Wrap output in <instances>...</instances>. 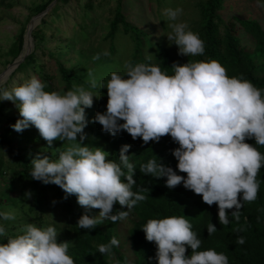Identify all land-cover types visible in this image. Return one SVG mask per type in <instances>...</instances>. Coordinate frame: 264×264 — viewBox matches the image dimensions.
I'll return each instance as SVG.
<instances>
[{
  "label": "clouds",
  "instance_id": "1",
  "mask_svg": "<svg viewBox=\"0 0 264 264\" xmlns=\"http://www.w3.org/2000/svg\"><path fill=\"white\" fill-rule=\"evenodd\" d=\"M255 4L264 9V0H255ZM165 15L171 29L167 40L177 46L178 54L203 55V40L179 20L183 8L165 9ZM101 55L109 53H97L93 59ZM172 68L169 75L151 62L128 63L123 75L112 71L107 81L88 70L89 88H106L107 95L106 111L97 112L93 122L111 135L123 130L144 144L170 136L179 145L172 151L176 169L186 176L155 156L142 163L139 171L165 177L169 189L182 184L209 206L215 203L219 223L227 225L226 210L235 209L230 215L238 219L243 202L254 201L260 188L257 177L264 167V153L245 141L254 139L255 145L264 146V89L242 77H229L216 60L173 64ZM3 83L0 80V100L13 102L21 117L11 125L13 130L34 126L49 146L55 140L67 143L63 150H55V158L34 157L30 176L74 194L85 209L100 210L96 216L82 214L78 228L94 229L105 219L113 223L124 220L128 210L145 199L142 188L133 191L135 167L125 155L130 145L121 146L118 160L107 159L109 154L101 148L82 146L86 138L83 129L88 123L85 109L92 107L96 96L92 91L73 85L63 94L49 92L35 76L11 89L4 88ZM30 195L26 192L25 198ZM114 204L128 210L113 214ZM15 218L12 212L0 211V221ZM206 229L209 235L217 231L211 222ZM142 230L145 239L156 245L157 264H229L224 253L198 250L201 240L184 216L149 219ZM57 234L53 226L25 225L19 234L0 243V264H74L67 254L69 243H58ZM5 236L6 227L0 223V238ZM118 243L112 237L108 244L98 245V251L111 255V248ZM236 243L243 245L245 240L241 236ZM188 248L192 250L190 255H186Z\"/></svg>",
  "mask_w": 264,
  "mask_h": 264
},
{
  "label": "trees",
  "instance_id": "2",
  "mask_svg": "<svg viewBox=\"0 0 264 264\" xmlns=\"http://www.w3.org/2000/svg\"><path fill=\"white\" fill-rule=\"evenodd\" d=\"M60 1L66 2L67 0ZM100 1L106 2L107 0ZM125 1L117 0L113 20L101 44L102 48L97 50V53H102L103 48L107 47L109 55H101L91 66L87 60L78 59L74 65L67 68L60 61L54 60L57 76H41L39 80L46 84L45 90L49 92L57 91L63 94L73 85H83L96 95L93 97L92 107L85 109L88 123L83 129L86 138L82 146L101 148L109 154L107 159L118 160L121 146L130 145L125 155L130 156L129 160L135 167L133 179L136 183L133 191L142 188L145 199L137 202L131 210H128L126 206L114 204L113 214L118 210H128V216L124 220L127 219L132 224L128 231V242L133 260L130 261L118 245L111 248V255L101 254L98 251V245L108 244L112 237L118 238L117 229L122 222L124 223V220L113 223L105 219L94 229L78 228L77 221L82 214L96 216L100 210L85 209L77 203L74 194H66L55 184H43L31 178L30 162L34 157L39 155L55 158V155L58 156L56 149L63 150L68 146L60 140L53 141L49 146L40 134L28 133L29 137L27 136L24 140L26 146L23 147L16 145L15 140L7 133L0 134V211L12 212L15 216L21 215L14 221H0L5 225L6 230L12 227L9 235L6 234L5 237L0 238V243L6 242L8 237L19 234L21 229L29 223L38 227H47L50 225L48 223L50 219H56L60 222L59 226L56 223L53 226L58 233L57 242L69 243L67 254L73 259L74 264H157L156 245L145 239L143 225L149 219L184 216L201 240L198 250L213 249L217 253H224L228 257L229 264H264V167L261 168L257 177L260 181L257 198L250 203L243 202L238 219L230 215L235 209L226 210L229 214V223L221 225L218 221V207L215 203L209 206L202 201L200 195L185 189L182 184L169 189L165 186V177L155 178L139 171L142 163L156 157L177 174L186 176V173H181L176 169L177 160L172 155V151L179 145L168 135L161 137L158 142L149 141L144 144L139 137L133 140L123 130L116 135L102 131V126L98 122H93V117L97 112L103 114L106 111V88L91 89L86 83L88 70H92L100 80L107 81L112 71L123 75L125 64L128 63L135 65L151 62L158 65L163 72L172 75L173 64L183 65L193 61L216 60L226 69L229 77H242L257 88L264 89V28L256 19L234 16V21L252 44L253 49L248 50L243 38L236 33L234 25L227 24L220 14V11L225 9V0L199 1L196 3L198 19L193 21L188 29L198 34L203 40L204 54L175 58L163 41V36L154 41L149 32L128 20L125 14ZM150 1L156 5L155 17L161 30L164 33L167 32V27L162 23V13L159 11L166 6L167 1ZM52 2L54 0H48L47 3L37 6L35 15L45 12ZM33 34L36 39L37 34ZM25 35L26 28H23L10 49L9 55L12 57V63L20 59L23 53ZM80 38L87 40L88 34L82 31ZM122 43H125L123 49L119 48V44L122 45ZM125 49L130 51L128 57L123 58L122 53ZM34 54L35 51L18 66L17 74L25 75L29 69L36 73L43 70V66L37 64L38 59ZM17 119L20 118L11 119L6 116L4 106L0 102V129L5 126L10 129V132L13 131L11 125ZM119 122L123 123V121ZM28 128L38 132L34 126ZM77 140L79 141V134ZM245 142L264 153V146L255 145L254 139H246ZM121 179L123 180V177ZM26 192L31 193L30 197L25 198ZM13 194L17 195L12 200L9 197ZM197 207H202V209L199 210ZM58 208L62 210V214H56ZM210 222L217 228V231L211 235L206 229ZM241 236L245 240L243 245L236 243L237 238ZM191 251L188 248L186 255H190Z\"/></svg>",
  "mask_w": 264,
  "mask_h": 264
},
{
  "label": "rangeland",
  "instance_id": "3",
  "mask_svg": "<svg viewBox=\"0 0 264 264\" xmlns=\"http://www.w3.org/2000/svg\"><path fill=\"white\" fill-rule=\"evenodd\" d=\"M166 1V6L159 10L162 13V23L167 27L165 33L161 30L155 17L156 5L150 0H126L125 14L135 26L149 32L152 40L157 41L163 36V41L173 57H183L184 55L178 54L177 46L170 45L167 40L166 35L171 29L168 27L165 9L183 8V15L179 20L189 26L198 19L196 3L202 0ZM47 2L48 0H0V80L4 81L2 85L4 88L11 89L33 76L37 79L41 76L56 77L57 67L54 60L60 61L67 68L74 65L78 59L87 60L91 66L95 62L94 54L97 53L108 33L117 4V0H107L106 2L100 0H67L66 2L54 0L45 12L35 15L36 7ZM224 6L225 9L220 11L224 21L231 26L234 25L236 33L243 38L244 45L248 50H252V44L244 36L233 18L235 16L243 19H256L264 28V9L257 7L255 0H225ZM41 25L43 26L41 27ZM23 28H26L24 50L20 59L12 63V57L9 55L10 49ZM82 31L88 34L87 40L80 38ZM33 33L37 34L36 39ZM124 45L125 43L119 44V48L123 49ZM34 51V55L38 59L37 64L42 65L43 70L36 73L29 69L25 75L17 74L18 66ZM103 51H108V48H103ZM129 51L125 49L122 57H128ZM0 102L4 106L6 116L11 119L21 118L13 102L7 100H0ZM30 129L32 128L20 132L15 130L10 132V129L4 126L0 129V134L7 133L10 138L15 140L16 145L23 147L26 146L24 140H26L28 133L39 135V132ZM5 195L8 197L7 194ZM16 195L13 194L9 198L13 200ZM61 211L58 208L56 214H62ZM15 217L20 218L21 215ZM48 223H50L49 226H55V223L57 226L60 225L56 219H50ZM131 225L130 221L126 219L117 229L118 246L130 261L133 260L132 250L128 242V231ZM11 230L12 227L7 229L6 234L9 235Z\"/></svg>",
  "mask_w": 264,
  "mask_h": 264
},
{
  "label": "water",
  "instance_id": "4",
  "mask_svg": "<svg viewBox=\"0 0 264 264\" xmlns=\"http://www.w3.org/2000/svg\"><path fill=\"white\" fill-rule=\"evenodd\" d=\"M19 65V64H18Z\"/></svg>",
  "mask_w": 264,
  "mask_h": 264
}]
</instances>
